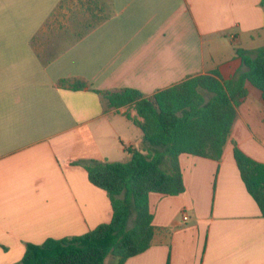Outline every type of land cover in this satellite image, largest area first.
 <instances>
[{"label": "crops", "instance_id": "obj_1", "mask_svg": "<svg viewBox=\"0 0 264 264\" xmlns=\"http://www.w3.org/2000/svg\"><path fill=\"white\" fill-rule=\"evenodd\" d=\"M68 35L79 38L65 46ZM263 47V0H0V264L109 223L106 192L71 163L126 162L124 147L143 143L133 106L108 108L59 81L150 98L199 75L230 80L246 70L235 49ZM246 87L222 158L179 157L185 192L150 195L153 241L124 264H264V217L233 156L238 147L264 163V102Z\"/></svg>", "mask_w": 264, "mask_h": 264}, {"label": "trees", "instance_id": "obj_2", "mask_svg": "<svg viewBox=\"0 0 264 264\" xmlns=\"http://www.w3.org/2000/svg\"><path fill=\"white\" fill-rule=\"evenodd\" d=\"M264 6V0H263ZM245 71L223 81L217 72L199 75L146 98L135 89L101 91L83 78L59 81L73 91L91 89L108 108L133 106L137 118L127 117L143 132L137 148L124 147L126 162L75 160L89 182L106 192L112 219L81 236L48 239L41 245L27 244L16 264H105L109 256L119 264L146 252L155 228L150 195L178 196L185 192L179 157L182 154L219 161L247 97V85L255 87L264 102V47L254 57L236 48ZM233 156L248 194L264 217V163L234 147Z\"/></svg>", "mask_w": 264, "mask_h": 264}, {"label": "rangeland", "instance_id": "obj_3", "mask_svg": "<svg viewBox=\"0 0 264 264\" xmlns=\"http://www.w3.org/2000/svg\"><path fill=\"white\" fill-rule=\"evenodd\" d=\"M73 25V24H72ZM78 31V30H77ZM56 38V37H55ZM55 38L53 37V36H50V35H48V36H41L40 38H38V41H37V45H38V47H39V49L41 50V54H42V56H44L46 53H45V50L47 49V48H44V44H50V46L51 45H55ZM79 38V36L78 35H68V36H66V37H61L60 39H59V41L61 42V41H63L64 42V45L65 46H68V45H70V44H72L75 40H77ZM45 39H47V41H45ZM51 39H54L53 41L51 40ZM57 43V42H56ZM52 54H55V53H48V55L49 56H51ZM47 55V54H46ZM123 158H124V160H128V159H126L127 157H126V154L125 155H123ZM119 160V159H118Z\"/></svg>", "mask_w": 264, "mask_h": 264}]
</instances>
